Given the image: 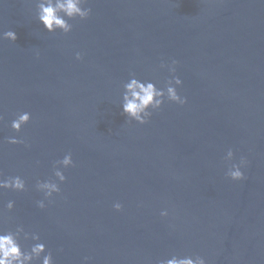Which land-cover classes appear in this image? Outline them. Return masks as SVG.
Here are the masks:
<instances>
[{
    "label": "water",
    "instance_id": "water-1",
    "mask_svg": "<svg viewBox=\"0 0 264 264\" xmlns=\"http://www.w3.org/2000/svg\"><path fill=\"white\" fill-rule=\"evenodd\" d=\"M64 34L178 87L264 134V0H89ZM0 9L38 24L36 0ZM42 25V24H41Z\"/></svg>",
    "mask_w": 264,
    "mask_h": 264
},
{
    "label": "clouds",
    "instance_id": "clouds-1",
    "mask_svg": "<svg viewBox=\"0 0 264 264\" xmlns=\"http://www.w3.org/2000/svg\"><path fill=\"white\" fill-rule=\"evenodd\" d=\"M89 0H36V18L49 33H55L58 30L68 34L73 29V24L69 21L79 18L86 20L92 14L91 7H87ZM0 39H7L15 42L17 35L14 31L8 30L0 34ZM76 60H82L81 52L75 53ZM178 61L172 59L170 63L161 62L159 67L167 69L170 78L166 79L162 87L148 79H139L135 73H130V78L123 84L122 98L120 107L122 114L126 117V122L135 121L138 124H146L150 121L155 112L161 110L166 102H172L183 106L187 104V97L178 92V87H182V79L176 75ZM31 120V113L24 111L16 115L10 122L11 129L20 133L23 126ZM3 121V116H0ZM9 144H25L23 139L15 136L7 137ZM25 147L29 145L25 144ZM235 153L229 148L224 160L228 162L225 175L233 181H242L245 179V169L248 161L241 156L239 162H232ZM39 161H37V164ZM72 153H66L62 159L53 163V175L55 179L37 180L35 190L42 194L43 198L36 200V207L43 210L48 203H52L54 197L61 193L60 185L65 183L67 177L64 170L74 167ZM10 190L21 193L28 190L27 181L20 175L4 177L0 173V191ZM15 207V201L9 200L3 208H0V218L5 216L6 212H12ZM113 208L119 212L123 209L120 202H115ZM168 211L162 210L161 217H167ZM31 241V244L26 242ZM89 257H84L87 262ZM0 264H55L53 253L42 241L41 236L36 231H26L25 227L17 224L14 229L0 228ZM157 264H208V261L200 255L178 256L171 255L170 258L157 261Z\"/></svg>",
    "mask_w": 264,
    "mask_h": 264
}]
</instances>
